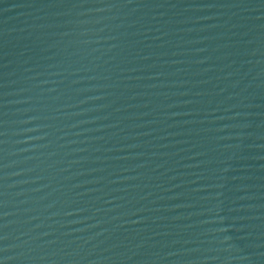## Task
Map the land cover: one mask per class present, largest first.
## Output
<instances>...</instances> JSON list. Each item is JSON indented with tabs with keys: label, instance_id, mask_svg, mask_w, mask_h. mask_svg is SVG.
I'll return each mask as SVG.
<instances>
[{
	"label": "water",
	"instance_id": "95a60500",
	"mask_svg": "<svg viewBox=\"0 0 264 264\" xmlns=\"http://www.w3.org/2000/svg\"><path fill=\"white\" fill-rule=\"evenodd\" d=\"M0 264H264V0H0Z\"/></svg>",
	"mask_w": 264,
	"mask_h": 264
}]
</instances>
